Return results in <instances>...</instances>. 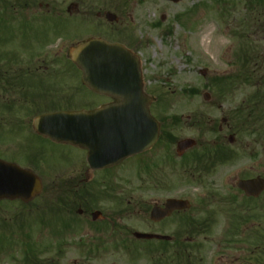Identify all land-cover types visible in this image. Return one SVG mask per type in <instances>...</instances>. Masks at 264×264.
Instances as JSON below:
<instances>
[{
    "label": "rangeland",
    "instance_id": "obj_1",
    "mask_svg": "<svg viewBox=\"0 0 264 264\" xmlns=\"http://www.w3.org/2000/svg\"><path fill=\"white\" fill-rule=\"evenodd\" d=\"M8 3L12 9L4 7L3 0L0 2V72L5 70L3 60L8 52L14 53L16 67H27L30 60H33V67L37 66L41 54L42 59H46L42 66L48 69H39L36 78L29 75L20 77L21 84L39 83L36 91H40L35 101L24 102V94L18 90L12 92L9 87L13 83L8 81L7 76L4 78L6 84L1 79L3 89L0 90V101L24 103L22 110L25 113L20 114L26 115L96 107L104 101L103 96L83 86L75 89L62 85L73 78L72 73L68 74L71 71L68 67L57 75L50 74L54 72L52 65L69 63L67 54L70 46L91 36H102L127 45L141 56L145 89L153 98L152 112L159 120H165L174 149L177 141L189 137L208 143L207 147L214 150L223 147L233 152L229 162L218 164L206 175L198 172L195 161L184 160L190 163L185 165L180 189L185 190L191 200V212L196 217L216 213L219 204H215L214 194L219 192L227 196L228 192L223 187L228 186V181L242 167L251 168L254 165L258 168V160L264 158V102L255 112L261 118L250 120L254 123L257 119L252 129L255 132L239 131L238 120L233 116L236 108L244 106L258 88L253 87L254 82H245L225 90L224 96H221L217 88L213 89V84H210L212 77L236 72L239 66L237 58L247 44L257 46L254 56H259V60L264 62V16L252 21L249 17L251 10L249 12L245 0H180L176 3L170 0H8ZM70 3L78 4V8L69 13L67 7ZM106 11L117 14L119 21L109 23L104 15L97 16L99 12ZM6 20L8 22H4ZM236 31L244 33L243 37L236 35ZM206 34L208 37L203 40ZM10 37L11 43H8L7 38ZM256 84L259 86L261 82ZM206 93L211 95L210 100L205 98ZM225 117L229 118L228 127L222 122ZM174 118L180 122H175ZM220 125H224L222 132L219 131ZM230 134L236 138L234 143L229 142ZM50 146L56 157L54 164L60 181L65 180L69 165L84 161L86 156L76 146L64 143ZM203 148L200 151L195 149V153L203 157L209 155ZM149 156L150 153L130 157L126 165L118 169L120 177L117 186H122L126 194L129 195L130 187L137 189L141 184H147L150 168L166 166L163 162H151L150 166L147 162ZM160 157L163 158L162 155ZM164 171L173 172L170 166H166ZM137 194L148 199L146 192L138 191L135 196ZM228 208L229 205L224 207ZM34 217V214L24 213L15 219L16 230L21 229L22 233L16 234L18 261L14 264H22L21 255L27 247L36 250L39 260L46 264H74L76 237L71 235L67 238L64 248L66 260L58 263L56 248L53 249L49 243L56 240V237L50 236L56 225L54 217L47 215L44 227L50 224L53 228L43 233L35 232L41 224L40 216ZM128 224L135 230H142L143 215H134ZM57 232L66 236L65 232ZM88 233L87 230L81 231L77 238ZM214 233L207 235L208 249L193 253L195 259H218L220 250ZM48 238L49 249L44 251ZM203 238L200 236L199 240ZM177 258L185 262L182 256ZM155 259L156 256L134 259L128 255H113L92 258L87 264H156ZM164 261L165 264H173L168 257Z\"/></svg>",
    "mask_w": 264,
    "mask_h": 264
},
{
    "label": "flooded vegetation",
    "instance_id": "obj_2",
    "mask_svg": "<svg viewBox=\"0 0 264 264\" xmlns=\"http://www.w3.org/2000/svg\"><path fill=\"white\" fill-rule=\"evenodd\" d=\"M10 41L11 37L7 38V42ZM6 57L3 60L5 70L0 72V90L3 89L1 79L6 84L4 78L7 76L8 81L13 83L9 87L12 92L18 90L24 94V102L35 101L40 91H36L39 84H21L19 80L23 75L36 78L39 69L47 70L48 67L42 66L46 59H42L40 54L37 66L33 67V60H30L29 66L16 67L14 53L8 52ZM67 67L71 70L68 74L72 73L73 78L62 85L81 89L80 71L71 62L52 65L54 72L50 75H57ZM110 101L108 98L105 102ZM23 106L22 102L0 101V168L6 162L28 170L35 177L29 181V185L36 187L38 184L42 191L29 200L15 198L7 192L9 184L0 178V264L18 261L16 234L22 233V230H16L15 219L24 213L40 216L41 226L35 232L42 233L53 228L50 224L44 227L43 221L47 215L54 217L56 225L50 231V236L56 237V240L49 243L53 249L56 248L58 263L66 260V240L73 235L77 239L73 245L76 252L74 264H87L92 258L113 255H128L134 259L156 256L155 260L160 263L165 262L168 255L188 251L187 262L173 264H264V190L258 196H249L239 186L241 180L264 179V158L258 160V168L254 165L251 168L242 167L228 181V186L223 187L228 192L227 196L219 192L214 194L215 204H219L214 215L198 218L191 209H176L164 218L152 220L150 213L153 208L164 210L169 199L182 200L188 197L185 190L180 189L186 162L184 156H179L173 148L172 135L162 136L163 140L147 151L150 153L147 162L150 166L151 162H163L173 172L164 171L166 166L150 168L147 184H141L137 189L130 187L128 195L122 186H117L120 177L118 169L123 163L95 169L88 162L87 150L85 160L69 165L65 180L60 181L59 171L54 164L56 157L50 144L68 143L54 140L51 136L52 121L43 119L42 114H20L25 113ZM228 122L229 118L224 124L227 127ZM224 125L219 126L220 132L224 130ZM205 144L198 142L200 146ZM138 191L148 193V199L138 194L135 196ZM227 205L229 208L224 209ZM136 214H142L144 218L141 231L167 236L169 239L137 238V230L128 224ZM57 229L65 232L66 236L58 233ZM86 230L88 234H81L77 238L78 233ZM213 232L220 250L218 259H195L193 253L208 249L207 235ZM200 236L204 238L199 240ZM48 240L44 251L49 249ZM21 256L23 261V252ZM38 264L46 262L38 261Z\"/></svg>",
    "mask_w": 264,
    "mask_h": 264
},
{
    "label": "water",
    "instance_id": "obj_3",
    "mask_svg": "<svg viewBox=\"0 0 264 264\" xmlns=\"http://www.w3.org/2000/svg\"><path fill=\"white\" fill-rule=\"evenodd\" d=\"M77 7L76 4H71L68 11ZM106 18L110 22L118 20L112 12H107ZM71 58L83 70V83L97 93L110 96L115 102L91 111L48 115L53 120L54 138L86 147L90 163L95 167L118 164L129 156L137 155L153 146L160 135V123L149 109L152 98L143 88L140 57L125 45L91 38L73 47ZM205 96L210 98L209 94ZM229 138L231 143L235 141L234 136ZM195 143L194 139H182L178 143V151L183 154ZM9 170L10 177L13 171ZM19 173L21 183L16 188L11 186V191H17L16 197L28 200L33 193H39L41 187L37 184L29 191L26 177H30V174L22 169ZM240 186L248 195L257 196L264 189V180L260 178L250 182L242 181ZM190 206L187 200L174 199L169 201L164 211L154 209L151 218H164L175 209H186ZM136 236L154 238L155 235L136 233Z\"/></svg>",
    "mask_w": 264,
    "mask_h": 264
},
{
    "label": "trees",
    "instance_id": "obj_4",
    "mask_svg": "<svg viewBox=\"0 0 264 264\" xmlns=\"http://www.w3.org/2000/svg\"><path fill=\"white\" fill-rule=\"evenodd\" d=\"M249 9L251 13L262 14L264 16V0H249ZM255 19V18H254ZM244 33L239 36L243 37ZM248 46V45H247ZM242 50V55L238 58L240 61V69L234 74L224 75L223 77H212L210 84H213V88H217L218 94L224 96V91L229 88H234L240 86L238 84L241 80L252 81L256 78H260L261 84L258 86V89L254 94L250 95L245 105L236 108L234 113V119L238 120L236 124L239 131H252L255 132L254 126L256 121L253 123L250 121L253 117L258 115L255 112L258 110L261 103L264 102V63H261L258 56H254L253 48L250 46L245 47ZM260 72V75L258 74ZM259 120V119H258ZM251 127V128H250ZM209 157L213 156L214 160L219 162H227L229 159L227 151L225 152L222 149H209Z\"/></svg>",
    "mask_w": 264,
    "mask_h": 264
},
{
    "label": "bare ground",
    "instance_id": "obj_5",
    "mask_svg": "<svg viewBox=\"0 0 264 264\" xmlns=\"http://www.w3.org/2000/svg\"><path fill=\"white\" fill-rule=\"evenodd\" d=\"M206 37H208V35H207V34L203 36V40H205V39H206ZM217 43H218V42H217ZM217 43H216V44H217Z\"/></svg>",
    "mask_w": 264,
    "mask_h": 264
}]
</instances>
